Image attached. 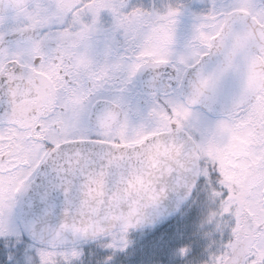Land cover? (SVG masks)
Returning <instances> with one entry per match:
<instances>
[{"label": "snow or ice", "instance_id": "obj_1", "mask_svg": "<svg viewBox=\"0 0 264 264\" xmlns=\"http://www.w3.org/2000/svg\"><path fill=\"white\" fill-rule=\"evenodd\" d=\"M0 264H264V0H0Z\"/></svg>", "mask_w": 264, "mask_h": 264}]
</instances>
